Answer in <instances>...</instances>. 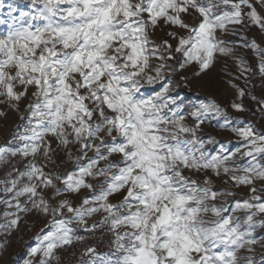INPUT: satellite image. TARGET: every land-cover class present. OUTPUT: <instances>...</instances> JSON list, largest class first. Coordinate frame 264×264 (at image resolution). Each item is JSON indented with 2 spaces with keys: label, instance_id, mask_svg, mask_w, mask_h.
<instances>
[{
  "label": "snow or ice",
  "instance_id": "snow-or-ice-1",
  "mask_svg": "<svg viewBox=\"0 0 264 264\" xmlns=\"http://www.w3.org/2000/svg\"><path fill=\"white\" fill-rule=\"evenodd\" d=\"M0 25V104L23 105L27 121L19 148L0 145V164L26 161L0 181L11 209L0 250L37 213L45 224L23 264H58L89 225L110 233L108 249L85 245L76 264H264V129L231 119L213 95L186 104L177 91L211 90L222 57L246 79L242 48L264 73V47L245 34L264 33V0H0ZM227 84L231 109L247 111L245 89ZM213 120L240 147L210 153Z\"/></svg>",
  "mask_w": 264,
  "mask_h": 264
},
{
  "label": "rangeland",
  "instance_id": "rangeland-1",
  "mask_svg": "<svg viewBox=\"0 0 264 264\" xmlns=\"http://www.w3.org/2000/svg\"><path fill=\"white\" fill-rule=\"evenodd\" d=\"M5 3H14L16 6L26 8L27 0H5ZM6 11V9H5ZM6 25H0V31L6 30ZM164 28H158L154 32V38L159 40L164 37ZM249 40L256 39L257 43L264 47V33L251 27L245 30ZM238 54L246 62L247 67L250 71L246 74L245 78L235 79L240 76V70L237 67L235 61L232 58H220L212 69L210 77L213 81V88L207 90L204 87H197L194 89L185 88L183 91L179 89V95L181 98H185V103H201L207 102L206 96L213 95L217 101L226 107L229 113V117L233 120L239 118L245 122L250 121L253 123L258 130L264 129V113L260 111V106L257 103L259 99H264V73L261 72V61L257 55V52L252 48L238 49ZM229 73L230 75H226ZM187 74L191 75V67L187 70ZM233 79V82L240 88H244L246 95L242 102L244 103L247 111L243 113H237L231 109L230 104L237 100L236 89L231 88L227 84V80ZM181 88H183V82H181ZM255 96L257 99L253 100L251 97ZM240 102V101H238ZM23 112V105H21V112H17L9 108L6 104H0V145H4L6 142L9 147L16 149L21 145L18 141L13 139V136L18 132H23L24 125L27 121H21L20 116ZM189 123L192 121L189 120ZM222 124L223 121L221 120ZM204 131L210 134L215 139V143L207 144V150L215 154L222 150L235 151L237 147H240L236 137L231 133L230 129H224L217 124L215 120L210 125L204 126ZM209 135H205L204 139L207 140ZM223 146V147H222ZM24 161L21 157H9L7 162L0 164V181H6L8 179L7 173L11 170L13 165L22 168ZM70 163H65L59 170L64 171L71 168ZM14 175V174H13ZM215 179L217 187H221L222 181ZM4 187V184L0 183V189ZM231 187V185H228ZM237 198H244L247 196V188L241 187L236 190ZM0 198H5V194L0 191ZM80 197H75L74 200L78 201ZM115 202V201H114ZM6 210L5 205L0 204V223L5 222L3 213ZM102 214H97L94 217L88 218L91 220H99ZM45 218L37 213L25 214L22 217V223L20 224L19 230H14L13 234L7 240V247L0 250V264H23V260L27 258L28 249L34 246L36 243L35 235L39 232V229L44 227ZM91 230H85L82 228H76L75 235L82 236ZM3 234L0 233V236ZM264 235V233H262ZM261 250L257 247V253ZM256 260L259 264V255L256 256Z\"/></svg>",
  "mask_w": 264,
  "mask_h": 264
},
{
  "label": "built area",
  "instance_id": "built-area-1",
  "mask_svg": "<svg viewBox=\"0 0 264 264\" xmlns=\"http://www.w3.org/2000/svg\"><path fill=\"white\" fill-rule=\"evenodd\" d=\"M82 236L85 238L83 243H74L71 248L61 249L57 252V255L61 258L58 264H69V262L70 264H76V260L85 245H94L100 252L107 251L110 233L106 229L103 232L96 231L94 233L90 230Z\"/></svg>",
  "mask_w": 264,
  "mask_h": 264
}]
</instances>
